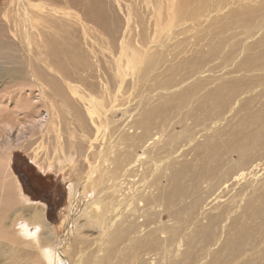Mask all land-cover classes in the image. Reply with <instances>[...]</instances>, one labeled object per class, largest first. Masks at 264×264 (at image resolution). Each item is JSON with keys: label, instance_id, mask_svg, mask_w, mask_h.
Masks as SVG:
<instances>
[{"label": "bare ground", "instance_id": "1", "mask_svg": "<svg viewBox=\"0 0 264 264\" xmlns=\"http://www.w3.org/2000/svg\"><path fill=\"white\" fill-rule=\"evenodd\" d=\"M123 1L127 5L125 7L129 9L131 4L130 6L128 5V0ZM187 1L189 0H181L182 5H185ZM9 2V4L13 5L15 13L10 18L5 15L3 18L4 20L6 19L7 24L1 27L4 29L7 27L8 30L13 27L15 33L22 32L16 34L11 39L14 42L16 41L15 44L26 53V57L22 60L20 59L21 68H18V66L16 67L17 69L11 70L9 76L13 77L16 74H20L26 78L29 75L27 72H31L29 70L35 68L36 62H39L37 59L30 58L32 53H34L33 51L38 50L32 48V41L35 40L31 41V39L39 34L34 30L37 26L34 25L35 27H33L31 23L33 15L27 6L30 3L25 2V0H10ZM89 2V7L85 6L84 15L94 28L96 26L99 29L98 32H100L101 38L97 39L98 41L100 39L99 43H101L97 45L102 44L101 46L107 52L106 59L104 60L100 56L97 59L96 53L93 54L97 60V68L100 67L103 61L106 62V68L99 75L100 85L98 83L90 84L85 76L80 74L82 61L74 55L72 50L67 49V46L61 45L57 40L51 39L47 44L45 43V48L49 49L46 48L48 50L46 51V55L48 56L49 52L54 60H56L54 62L58 67L62 65L61 58H68L71 69L66 70L62 65V68L66 70V77H63V83L67 84L70 93L75 94L77 98H56L63 95L64 92L56 90L57 82H55L56 80L50 73L52 71L55 74L54 69H48L50 70V72L48 71L50 76L54 79L53 83L55 82L56 84H52L53 86L49 85L52 90L51 93H47L52 98H43V101L52 112L55 109L57 110L56 105L54 106L52 102L61 101H64L72 110V126L77 129L81 138L77 140L76 136L72 133L73 129L71 130L68 126L69 128L66 129V133L64 134L67 135V140H69L68 146H70V150H74V153L79 150L80 152H77L78 154L81 153L82 156L84 139L91 134L96 137L95 140H98L100 144V149L95 154L98 163L89 167L88 173L82 182L81 190L84 191L89 183L94 184L97 181V175L100 183L101 181H106L104 183L105 191L103 190V204L94 206L93 217L102 220L105 218L103 221H106L107 225L115 224V228L118 229H115L107 240L103 256L101 258L95 257L100 259L97 262L94 258L92 262L94 264H264V162L262 161L264 160V98L262 99L263 103L261 102L260 105H257L259 99L256 101V105H254V99L257 100L260 96L254 99L249 98L251 88H247V90L249 89L248 93L244 90L245 77L247 76L248 82L250 80L248 75H246L243 77V80L234 77L222 82L213 89L208 90L203 96L201 94L202 97L200 96L199 98L196 97L204 89V85L200 81H197L180 94L164 95L166 97L161 98L162 101L156 106L150 107L149 102H146L150 98H129L125 101L126 104L119 103L116 108H113L111 103L115 98L111 96L117 86V78L120 75L117 69L121 67L122 63L119 56H123L124 54L128 56L131 59L129 60L131 61L130 64H137L135 60L141 57V60L147 61L149 66L151 64L149 62L154 58L152 55L148 57L150 48L162 42L157 43V40H153L149 35L148 37L144 35L134 37L132 31H134L133 28L135 26L132 28L129 21L122 24L114 12L112 14L110 9L107 10V3H101V0H89ZM178 6L177 9L175 7L173 15L176 20L181 18L183 11V6L181 4ZM37 8H42L45 14L47 13L48 16L55 17L52 14L55 10L51 6L46 4L45 6L35 5V9L39 13ZM217 9L220 11L219 8ZM208 10L211 11V9ZM247 10L245 11V18L242 17L244 13L233 16L232 26H234V23L249 25L255 19V15L259 17L258 11L264 14V6L258 10L248 8ZM197 13V10L194 11V16ZM210 13L213 14L212 12ZM192 14H189L191 18ZM211 14L207 15L211 16ZM40 15L42 14L40 13ZM261 18L263 19L264 17ZM59 19L61 20V17L56 18V22ZM171 21L168 23L169 26H172ZM51 23H53V20H51ZM59 25L63 26V24ZM64 26L66 27L65 24ZM64 26L59 27L65 28ZM243 27L244 31H247V28H253V26L246 29L245 26ZM256 27L258 28L254 34L259 35L264 28V22ZM238 30L244 33L243 29L239 28ZM52 31L54 32L55 30L53 29ZM64 31L67 30L64 29ZM179 33H182V31ZM263 33L260 36L261 38L259 37V43L262 46H264ZM68 34L70 33L68 32L66 35ZM102 35L104 36L103 38ZM258 35L254 38H258ZM31 36L33 37L31 38ZM54 36L57 38L56 35ZM23 39H26L27 47L23 46ZM251 40H253V37ZM39 42L36 45H39ZM245 42L248 43V41ZM251 43L250 46H254L255 43ZM255 46L257 45L255 44ZM141 48H148V52H143L142 50V52H139ZM247 48L250 50L249 47ZM74 49L75 47H73ZM103 51L100 52L102 53ZM244 51L241 50L243 53ZM259 51L261 52V50ZM42 52L40 50V53ZM103 54L102 56H104ZM256 55L255 57L243 59L245 60L244 66L248 67L246 69H258L260 67L259 63L264 60V51L258 56ZM207 57L210 56L207 55ZM123 58V60L126 59L125 56ZM5 60L9 64H16L15 62L19 64L18 60L16 61V57H6ZM199 60H201L200 57ZM203 60L205 61V59ZM41 64L46 66L44 61ZM77 64L80 65L77 66ZM262 64L264 65L263 62ZM129 65L126 66L129 67ZM131 65L133 66V64ZM197 65L198 63L195 60H187L165 67L163 74H158L153 78V81L157 84L156 90L171 91L172 88L178 87L180 84L184 85V82L187 83V80H191L195 76L199 79V76H202L203 72L198 71L200 67ZM39 70L36 71V74L43 81V72ZM45 70L47 71V69ZM249 70H247L249 73H254L251 72L252 70ZM260 70L262 71L263 69ZM241 71L244 72V69H241ZM247 71H245V74L248 73ZM182 72H184V75ZM238 72V70H233L231 75ZM262 73H259L260 77ZM259 74H257V77ZM31 75L33 76L32 73ZM206 75L209 74L207 73ZM177 76H179V81L175 83ZM239 77L242 78V76ZM263 77L262 75L261 78ZM50 78H47V81L52 82ZM140 78L141 75L138 77V80L134 77V79H131L129 85L134 88L139 83ZM75 79L77 80L75 81ZM262 80L258 79L257 81H261L260 83L262 84L264 82ZM77 81H80L81 85L85 83L88 89H79L78 84L76 85ZM252 81L253 79H251V83H255ZM43 82L46 81L44 80ZM255 86L257 85L252 86L253 89H256ZM245 92L249 95L248 99L246 96L245 101L243 100L240 103V100L244 98L242 96L246 94ZM254 94L257 95L259 93ZM97 95L98 97H96ZM13 101L12 115L16 114L18 116L22 114L25 116L35 109L33 107L35 100L31 103L30 98H13ZM133 101H136L135 106L132 104L133 108L128 109L129 103ZM176 102L178 103L175 104ZM239 103L240 105L237 108L239 112H237L235 107ZM174 108L177 110L184 109L182 117L186 123L188 120L191 121L188 125L189 128L185 129V131L175 132V129H172L174 125L166 128L167 124L169 126L170 121H175H172V118L176 115V112H171ZM233 109H235L236 113H239L237 122L234 121L236 124L235 128L223 129L225 131L216 132L215 127L218 125H216V122L209 127L199 128L202 123L199 117H202L203 114L205 115L204 118L210 119L209 117L212 113L219 110L216 114L219 112L220 114L224 113L227 118V112ZM67 111L65 112L66 114ZM84 113L97 117L88 121L85 119ZM115 113L118 114L119 118L112 121L111 116ZM232 113L236 115L233 111ZM76 114L85 120L83 125L79 124ZM27 116H25L26 119H28ZM12 118L8 115L0 116V128L5 130L11 127V122L14 121ZM21 120L18 119L17 121L20 122ZM222 123L224 122L222 121ZM103 125L106 131L104 130V133L101 134L103 132ZM12 127L14 126L12 125ZM166 129L169 130L167 134L166 132L168 131ZM57 135L61 137L63 133H57ZM60 144L61 146H59L64 150L65 146L63 145L65 142ZM77 144L80 146L77 147ZM59 146H55V148L60 149ZM234 156L238 159V162H233ZM10 161L9 157L7 163L9 164ZM254 161H258L256 162L257 166L256 164L252 165ZM247 165L254 168L256 166L257 173L249 182H243L242 178L244 174L242 171L247 168ZM235 167L237 168L236 170ZM8 177L11 183L5 180L3 173L0 171V264H37L36 260L34 261L33 247L38 249V254L43 264H53V260H58L59 253L55 247L51 248L48 246H59V244H57L58 241L54 237L52 225L45 220L44 208L38 207V204H43L38 201L32 202L33 204L29 203L30 200L24 197L16 175L10 171ZM241 181L242 184L239 185L238 182L240 183ZM256 188L258 191H256ZM69 195L74 197L73 189H69ZM43 206L45 207V205ZM164 216L169 218L170 223L166 222L168 225H164L161 222ZM21 218L26 220L24 221L25 223ZM140 219L141 221H139ZM89 222L87 221V223ZM124 223L126 225H123ZM17 225L18 228H16ZM82 227L86 228L88 226ZM70 229H68L67 233L70 240L65 245H62L64 247L71 240L74 241L72 238L74 233ZM23 241L25 245L20 246L19 243ZM31 242L35 244L28 245ZM112 260L114 262L108 263ZM65 262L64 259L61 260L62 264Z\"/></svg>", "mask_w": 264, "mask_h": 264}, {"label": "rangeland", "instance_id": "2", "mask_svg": "<svg viewBox=\"0 0 264 264\" xmlns=\"http://www.w3.org/2000/svg\"><path fill=\"white\" fill-rule=\"evenodd\" d=\"M9 1L10 0H0V22H1L0 24V116L8 115L11 118L13 117L12 119L14 121L11 122V127L5 130L4 129L2 130L0 128L1 129L0 131V171L3 173L5 180L9 181L10 183L11 181H10V178L8 177V173H10L11 171L14 175H16V177L18 178L20 182V188L23 192L24 197L30 200L29 203L36 202L38 200L35 198L36 197L35 195H30L24 189V186L22 184L21 179L18 177L19 175L17 174L16 169L21 170L23 174L26 176L29 175L31 180L35 181V185L37 187L46 189L47 192H51L53 194V197L57 199V202L54 200V203L56 207H58V209H57L56 215L52 218L47 217V206L43 202L38 201L42 203L43 205H45L44 207L43 205L38 204V207L44 208L45 220L50 225H52L51 227L53 229L54 237L58 241L57 244H59V246H51V245L48 246L51 248L55 247L56 251L59 253L58 260L57 259L53 260V264H62L61 260L63 259L66 261L63 264H94L92 262L93 259L95 257L101 258L103 256V250L106 249L104 248V246L107 240L109 239L111 234L115 231V229H118V228H115V224L107 225L106 221H103L105 220V218L102 220V219L93 217L94 206L97 204H100V205L103 204V200H104L103 197H104V191H105L104 183H106V181H101L102 183V186H101V183L99 182L98 180L99 178L97 175L96 176L97 181L94 182V184L89 183L85 187L84 191L81 190L82 182L88 173L89 167L94 165L95 163H98L96 161L95 154L99 151L100 144L98 140H95L96 137L93 134H91L89 135L90 137L88 136L89 138L87 137L86 139H84L85 142L84 144H82V146L84 145L82 147V151H83L82 156H81V153L78 154V152H80L79 150H77L78 152L75 151L76 153H74V150L73 151L72 149L70 150L69 148L70 146H68L69 140H67V135L64 134L66 133V129L70 127V129L71 130L73 129V131L75 132L74 133L72 131L73 135L76 136L77 140L81 138L77 129L72 126V122H71L72 121L71 114L73 113L72 110L67 106V104L64 101H61V102H52L53 105L54 106L56 105L57 107V110L55 109L52 112V110L47 105H45L43 98H47V97L48 99L52 98L50 94L48 93H51L52 89L50 86L52 84H56L55 82H57L56 90L64 92L63 95L57 96L56 98L58 97L59 98H68V97L77 98L75 94L70 93L67 84L63 83V80H64L63 77H66V74H65L66 70L69 68L71 69V65L68 62V58L64 57V58H61L60 60L62 62L63 68L66 70L62 68V65L61 67L60 66L58 67L57 64L55 63L56 60H54V58L49 54V52H48V56L46 55L47 54L46 51H48L49 49L46 47L48 49L47 50L45 46L48 43V41H50L51 39L57 40L63 46H67L68 47L67 49L72 50L74 55L77 56L82 61V67H81L80 74L85 76V78L88 80L90 84L98 83L99 85H100L99 75H100V72L106 68V62L103 61L100 64V67L97 68L96 58L98 59V57L100 56L101 58H103V60L106 59L107 52L105 51V48L101 46L102 44L97 45L101 43V42L99 43L100 39L99 41L97 39V38H101L100 36L101 34H99L100 32H98L99 29H97V27L93 24L96 28L95 29L92 26V23L91 22L89 23V21L86 19L84 15L85 6L89 7L90 5L89 0H25V2L30 3L27 6L33 15L32 16L33 19H31V23L33 24V27L37 26L38 29L35 27L34 30L38 32L37 34H39L38 36L37 35L34 37L31 36V38L33 37L31 41L35 40V41H32L33 46L32 45L31 46L32 48L38 49V50L33 49L34 53H32L30 58L37 59L39 60V62L44 61L46 66L41 64V62L39 63L37 61L36 62L37 64L35 66L36 67L38 66V67L37 68L35 67L29 70L31 72L29 73L27 72V74L29 75L26 76V78H24L25 76L23 77L20 74H16L13 77L12 76L10 77L9 72L11 70L17 69L16 67L18 66H19L18 68H21L20 59L21 60L24 59L26 57L25 55L26 53H24L25 51H22L15 44L16 41L14 42L13 39H11L12 37H15L16 34H20L22 32L19 31L15 33L13 27L9 28V30L7 29V27L5 29L1 27L2 25L4 26L7 24L6 19L4 20L3 17L6 15V17L10 18V16L14 15L15 13L13 10V5L9 4L10 3ZM177 1L178 0H176V3H175V0H128L127 1L128 5L130 6L131 4L132 7L130 6L131 9L130 8L127 9L125 7L127 5L124 3L123 0H101V3L108 4L107 10L110 9L112 14L114 12L117 18L121 20L122 24L129 21L132 28L133 26H135L133 28L134 31H132L134 34V37L143 36V35L145 37H148L149 35L152 37L153 40H157V43L162 42L159 45L151 47L150 52H148L147 50L148 48L147 49L141 48L139 50V52L141 50L143 52H148L149 53L148 57H150L151 55L154 57L149 62L151 63L149 66H148L147 61L141 60L142 59L141 57H138L137 60H135V63L137 62V64L131 63L133 64L132 66L130 64L131 61H129L131 59L128 56H126L125 54L123 56L122 55L119 56V59L121 60L122 63H121V67L117 69L120 72V75L117 78V86L113 92V95L111 96L112 98H115V100L112 101L111 106L113 108H116L117 105H119V103L120 104L125 103V101L129 98H150L146 102H149L150 107L156 106L160 103V101H162L161 98H165L166 96H168V94L169 95H173V94L176 95L177 93L180 94L186 91L191 85H193L197 81H200L202 85H204V89L201 90L198 96L196 97V98H199L201 94L203 96L208 90L213 89L214 87L218 86L222 82L228 81L234 77L240 78L243 80L244 79L243 77L246 75H248V78L250 80L248 82L247 76L245 77L244 81H246V83L244 86V90L248 93L249 89L251 88L249 94H251L250 96L252 97H250L245 92L246 94L242 96L244 98L240 100V103H242L243 100L245 101L246 96H247L246 97L247 99H248V96L249 98H252V99H254L255 97L258 98L260 96L257 100L254 99V102H253L254 105H256L257 103L256 101L260 99L259 102L257 103V105H260V103L263 101L262 99L264 98V82L261 84L260 83L261 81H257V80L264 79V77L261 78L262 75L264 76V65L262 64V62L264 63V60L259 63L260 67L258 69L252 68L254 69L252 70L250 68V70H252L251 72H254V73H249L247 71L249 69H246L248 67L246 65L244 66L245 60L243 59H246L247 57H255L256 54L258 53L261 54V52L264 51L263 49L264 46H262L259 43L260 41L259 39L261 38L260 36L263 33L264 28L262 30V33H259V35L254 34L256 32V29L258 28L256 26L257 25L259 26L264 22V18L263 19L261 18V17H264V14L263 12L258 11L257 14L259 15V17L255 15L254 17L255 19H253L255 21L253 22L252 20V22L249 25L238 23L239 25H241L239 26L237 23H234V26H232L233 25L232 23H233V16H237L239 14L244 13V16L242 17L245 18L246 17L245 11L247 10V8L258 10L261 7H263L264 0H237V1L232 0L233 3L230 2L231 0L230 1L228 0L227 1L226 0H223V1L222 0H214V1L212 0H189L185 2V5L184 4L182 5L181 0H179L180 2L178 1L179 4H177L178 3ZM215 1L216 3H214ZM171 3L172 4L174 3V4L172 5ZM209 3H211L210 5L212 8L210 7ZM45 4L51 6L55 10L54 12H52V14L55 15L54 18L52 16H48L47 13L46 15L45 11L42 8H37L39 13L36 11L35 5L45 6ZM180 4L181 6H183V11L185 13L182 11L181 18H178L176 20L175 16H173L174 9L175 7L177 9L179 7L178 5ZM216 7L219 8L220 11ZM208 9H211V11ZM192 10L194 11L197 10L198 13L196 16H194V11L192 12ZM210 12H212L213 14H211ZM40 13L42 15H40ZM190 13H193L192 18L189 15ZM207 14L208 15L211 14V16H208ZM189 16L190 18H188ZM60 17H61V20L59 19L56 22V18H60ZM51 20H53V23H51ZM170 20H172L171 21L172 26L168 25ZM59 24H63V26L65 24L66 27L64 26L65 28H60L59 26L61 27L63 26ZM133 24H136V25H133ZM243 26H245V29L247 27L253 26L254 30L252 27L247 28V31L249 32L248 33L246 30L244 31ZM58 27H59V30H58ZM84 27L86 30L83 29ZM239 28L241 30L243 29L244 33L238 30ZM53 29L55 30L54 31L55 33L52 31ZM64 29H66L67 31H64ZM248 29H251V30H248ZM180 31H182V33H179ZM56 32L57 33L59 32L60 35L59 33L57 35ZM68 32L70 33L68 34L69 36L66 35ZM246 32L248 33V35ZM240 33H243V34H240ZM54 35H56L57 38H55ZM257 35H258V38L255 39L254 37H257ZM103 37L104 36L102 35V38ZM252 37H253V40H251ZM243 39L245 41H248L249 45H247L248 43L245 42ZM37 41L38 42L40 41L39 45H36L38 43ZM94 41L97 43L95 44ZM241 41H243L244 43L243 42L241 43ZM250 42L255 43L257 46H255V44L254 46H250ZM84 43L85 45H83ZM245 43L247 44L242 46ZM233 45H234V48H233ZM23 46L27 47L26 39H23ZM73 47H75L74 50H73ZM247 47H249L250 50H248ZM255 48L256 49L258 48V50H256ZM40 50L41 52L42 51L43 52L40 53ZM241 50L244 51L245 54L241 52ZM259 50H261V52ZM35 51H36V54H35ZM100 51H103V52L101 53ZM37 52H38V56H37ZM94 53H96V58H94V55H93ZM102 54L104 56H102ZM207 55L210 57H207ZM124 56L126 58L125 60H123ZM6 57H12V58L16 57V61L18 60L19 64H17V62H15L16 64H9L5 60ZM199 57L201 60H199ZM203 59H205V61L207 60L206 61L207 63ZM187 60H195V62L198 63L197 66L200 67L198 71L203 72L202 73L203 75L202 76L200 75L199 79H197L196 78L197 76H195V78L193 77L191 78V80L189 79L190 81L187 80L188 81L187 83L184 82L183 83L184 85L180 84L178 86L179 88L178 87L172 88L173 90L171 89V91L165 92L163 90H156L157 84L153 81L154 76L161 74V73L163 74V72L165 71V67L172 66V65H175L182 61H187ZM237 63L238 65H236ZM79 65L80 64H77V66ZM126 65H129V67ZM208 66L210 67L208 68ZM230 66H233V67H230ZM237 66H240L241 68ZM45 69H47V71ZM48 69L50 70L54 69L53 71L55 72V74H53L52 71L50 72V70ZM241 69H244V72L241 71ZM260 69H263V70L261 71ZM37 70L43 72L42 78H43V81L45 80L46 82H43L40 76L36 74ZM233 70L234 71L238 70L239 72L231 75V72H233ZM48 71L51 73V76H53L54 79L56 80L54 83H53L54 79L53 77L50 76ZM245 71H247L249 74L248 73L245 74ZM261 72L263 73L261 74V77H260L259 73ZM31 73L33 74V76L31 75ZM182 73L184 75V72ZM207 73L209 75H206ZM257 74H259L258 77H257ZM132 75L136 78V80H138V77L141 75V78L139 79V83H137V85L134 88H132V86L129 85L131 79H134ZM239 76H242V78ZM254 77L255 78L257 77V78L255 79ZM47 78H50L52 82L51 81L49 82V80L47 81ZM195 79L196 81H194ZM251 79H253L252 82H255V83H251ZM76 80L77 79H75V81ZM178 81H179V76L175 78V83H177ZM82 84L83 85L80 84V81H77L76 83L79 89L87 90L88 87H86V84L85 83H82ZM254 85H257L255 86L256 89L254 88L255 90L252 87ZM247 88L249 89L247 90ZM258 88L261 90H259ZM43 91L44 93L42 94ZM173 91H175V93H173ZM257 92L259 94L257 95L254 94ZM260 92L262 93V95ZM20 97L30 98L31 103H33L35 100V102L33 103V107H35V109L25 115V116L28 115L27 116L28 119H26V117L22 114L18 116L16 114L12 115L11 110L13 109V105H14L13 98H20ZM96 97H98V95ZM156 99L158 102L156 101ZM177 103L178 102H176L175 104ZM240 103L235 107L237 112H239V109L237 108L240 105ZM132 104L133 106H135L136 101L129 103L128 109L133 108ZM33 111L36 113L33 114L34 113ZM66 111H67V114L65 113ZM173 111H175L177 115V116L175 115L172 118V121L173 120L175 121L173 122L170 121V123L168 122L169 126L167 124L166 128L172 127V125H174L173 126L174 128L172 129L173 130L175 129L174 130L175 132L185 131V129L189 128L188 125L191 123V121L188 120L186 123V121L182 117L183 112L185 110L184 109L177 110L174 108L171 110V112ZM217 111L219 110H216L212 113L211 115L212 117L211 116L209 117L210 119L204 118L205 117L204 114L202 115L204 119L200 116L199 118L202 123L199 126V128L209 127L214 122H216V125L218 124L215 127L216 132L225 131L227 129L236 127L235 122H237V116L239 115V113H236L235 109H233L232 111L236 115H234L232 111L227 112L229 114V115L227 114V118L229 119L225 117L226 114L224 113L220 114L219 112L216 114ZM180 113H181V116H180ZM83 115H85V119H87L88 121L89 119H93V118L95 119L97 117L95 115L92 116L88 113H84ZM17 117L18 119H22V120L20 122L17 121L18 120ZM111 117H112V121L119 118L117 113H115ZM224 118H226L227 120ZM81 119L82 118L79 115H77V120L79 124L83 125L85 123V120L83 119L81 120ZM207 119L211 121H208ZM179 120H182V121L179 122ZM222 121L224 123H222ZM229 121L231 122L230 124H229ZM174 122L176 123L174 124ZM219 123L222 124V127H221V124ZM12 125L14 127H12ZM55 127L59 129H56ZM219 127L221 128L219 129ZM102 129H103V132L101 134L104 133V130H105L104 125ZM56 130L57 131L59 130V131L57 132ZM166 131H168L166 132V134L169 133V130L166 129ZM57 133H63V135L60 137L57 135ZM63 142H65L64 145L62 144L63 146H65L64 150L63 148L61 149L60 147L61 146L60 143H63ZM55 146L57 147L59 146L61 150L58 149L57 147L55 148ZM79 146L80 145L77 144V147ZM68 148H69V152H68ZM68 156L70 157L68 158ZM9 157L11 161L8 164L7 161ZM236 161L238 162V159L234 156L233 162H236ZM262 161L264 162V160ZM256 162L258 161H254L252 165L256 164ZM257 165L258 164H256V166ZM256 166L254 168V167H251L250 165H247V168L242 171L244 174V177L242 178L243 182L245 181L249 182L256 175L257 173ZM236 169L237 168L235 167V170ZM6 174H7V177H6ZM242 181L240 183L238 182V184L239 185L242 184ZM98 182L100 183V185ZM69 189L74 190V197L72 195H69ZM256 191H258L257 188H256ZM166 217L167 216H164V218L161 221L164 225H168L170 223L169 218L168 217L166 218ZM21 219L23 220V222L26 221L23 218ZM87 221L88 222L90 221V222L87 223ZM139 221H141V219ZM123 225H126V223H124ZM82 226H88L89 228L88 227L84 228ZM16 228H18V225ZM69 228H71L70 230L73 231L74 233V235L72 236L74 241L71 240V242H69V244H67L64 247L62 245L63 244L65 245L66 242L70 240L69 235L67 234ZM33 244L35 243L31 242L28 245H33ZM19 245L20 246L25 245V242L23 241L22 243H19ZM32 252L35 257L34 261L36 260L37 264H43L42 259L39 257L38 249L36 247H33ZM100 258L98 259L95 258V259L98 262ZM112 262L114 261L112 260V261H109L108 263H112Z\"/></svg>", "mask_w": 264, "mask_h": 264}, {"label": "flooded vegetation", "instance_id": "3", "mask_svg": "<svg viewBox=\"0 0 264 264\" xmlns=\"http://www.w3.org/2000/svg\"><path fill=\"white\" fill-rule=\"evenodd\" d=\"M18 177L21 179L24 189L30 194L35 195L34 197L43 202L47 206V217L52 218L56 215L58 207H56L54 200L57 202V199L53 197L51 192H47L46 189L37 187L35 185V181L31 180V178L23 174V172L19 169H16ZM46 190V191H45ZM51 199V200H50Z\"/></svg>", "mask_w": 264, "mask_h": 264}]
</instances>
